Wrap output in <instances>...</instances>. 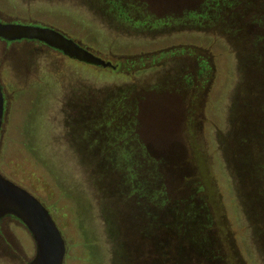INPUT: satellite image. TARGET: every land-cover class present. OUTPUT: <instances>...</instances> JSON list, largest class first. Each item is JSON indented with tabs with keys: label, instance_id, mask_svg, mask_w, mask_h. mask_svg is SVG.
<instances>
[{
	"label": "rangeland",
	"instance_id": "obj_1",
	"mask_svg": "<svg viewBox=\"0 0 264 264\" xmlns=\"http://www.w3.org/2000/svg\"><path fill=\"white\" fill-rule=\"evenodd\" d=\"M87 2L0 0V15L54 27L114 64L137 54L199 45L215 55L211 78L204 86L187 84L184 75L191 70L185 54L130 73L56 51L38 57L40 45L34 41L0 40L5 96L0 172L48 208L66 242L64 264H125V230L153 231L170 205V195L147 181L153 168L139 150L170 156V176L177 170L180 158L173 153L178 152L185 161L183 175L195 176L205 187L202 203L193 202L198 222H207L216 235L227 230L236 264H264L224 141L242 92L231 42L199 25L188 26L190 0H118L124 10L112 14ZM177 67L182 78L167 86V74ZM118 90L122 102L113 103ZM138 94L137 136L123 103ZM105 156L109 161L101 166ZM35 253L29 229L18 219H4L0 264H27Z\"/></svg>",
	"mask_w": 264,
	"mask_h": 264
},
{
	"label": "trees",
	"instance_id": "obj_2",
	"mask_svg": "<svg viewBox=\"0 0 264 264\" xmlns=\"http://www.w3.org/2000/svg\"><path fill=\"white\" fill-rule=\"evenodd\" d=\"M190 2V10L186 13L188 26L193 28L199 25L204 30L222 35L231 42L238 61V81L242 92L238 94L234 108V126L226 133L224 141L229 150V164L245 210L252 215L250 221L254 225L252 229L255 243L264 259V0ZM182 3L178 6L181 7ZM204 49L205 47L190 43L182 47L120 58L115 65L119 66L121 71L131 73L142 67H154L168 56L185 54L189 57L188 68L191 70L184 75L185 81L191 86L194 82L196 86H204L216 66L215 55L208 48ZM176 69L167 74V86L173 82L172 79L176 81L181 77V68ZM118 92L119 95L112 99L113 103L122 102L123 91ZM141 97L140 94L127 98L124 96L128 100L123 103L127 120L135 133L134 124L139 116L138 104ZM119 110L120 107L117 112ZM139 152L140 154L135 151L137 155L144 157L146 165L153 168L147 176V181L152 179V184L156 181L161 187L160 190L170 195L167 202V205H170L164 213L161 211L158 225L153 231L148 227L125 230L126 244L129 246L121 255L124 263L236 264L233 250L229 251L230 236L227 230H224L222 235L220 232V235H216L212 233L213 227L207 226L205 218V224L202 221L200 223L198 217L192 213V208H195L193 202L203 201L202 192L205 187L199 184L198 180H194L195 176L183 175L184 172L180 170L185 162L182 155L173 153L180 160L175 163V168L178 166L176 172L170 176V167L173 164L170 156L147 150ZM106 159L109 161L107 156L100 160L101 166H104L102 161L107 164ZM187 220L193 221V225H188ZM219 236H222L221 241ZM140 243L143 249H138Z\"/></svg>",
	"mask_w": 264,
	"mask_h": 264
},
{
	"label": "water",
	"instance_id": "obj_3",
	"mask_svg": "<svg viewBox=\"0 0 264 264\" xmlns=\"http://www.w3.org/2000/svg\"><path fill=\"white\" fill-rule=\"evenodd\" d=\"M0 37L6 40L37 39L66 55L89 64L116 65L53 27L0 20ZM5 115V96L0 82V136ZM7 215L18 218L31 232L35 256L28 264H64L66 242L60 228L42 201L28 189L0 172V220Z\"/></svg>",
	"mask_w": 264,
	"mask_h": 264
},
{
	"label": "flooded vegetation",
	"instance_id": "obj_4",
	"mask_svg": "<svg viewBox=\"0 0 264 264\" xmlns=\"http://www.w3.org/2000/svg\"><path fill=\"white\" fill-rule=\"evenodd\" d=\"M79 1V0H78ZM82 1H84V3L85 2H87V1H89V0H82ZM93 3H92V6L94 7L95 5L96 6H99V7H101V9H102V12L104 13V14H112V12H120V10H124L123 9V7L121 6V4H119L118 3V0L117 1H115V0H91ZM88 3V2H87ZM92 6L90 7V5H89V7L91 8V9H93L92 8ZM111 8H114L115 10H112ZM94 10V9H93ZM92 10V11H93ZM0 20H2L3 22H18V23H26V24H37L36 22H26V21H23V20H18V19H9V18H6V17H3V16H1L0 15ZM48 27V26H47ZM51 27V26H50ZM54 28V27H53ZM61 32V31H60ZM64 34V33H63ZM66 35V34H65ZM67 36V35H66ZM69 37V36H68ZM70 38H72V37H70ZM73 39V38H72ZM0 40L1 41H4V42H6V43H10V42H13V41H18V40H11V41H9V40H6V39H3V38H1L0 37ZM21 40H26V41H34V42H36V43H38L39 45H40V47L37 49V52H38V57L39 56H42V54H45V52H49V51H56V52H58V53H60V54H63L64 56H66V57H69V58H71V59H75V58H72V57H70V56H68V55H66L64 52H62L61 50H59V49H56V48H54V47H52V46H50V45H48V44H46V43H44V42H42V41H40V40H37V39H21ZM75 40V39H74ZM20 41V40H19ZM76 42H78L81 46H83V47H85V48H87V49H89V50H91L90 48H88L87 46H85V45H83L80 41H78V40H75ZM41 46H43V47H41ZM92 51V50H91ZM43 52V53H42ZM93 52V51H92ZM83 62V61H82ZM1 82V81H0ZM2 84V83H1ZM3 87V86H2ZM6 218H11V219H18V218H16V217H14L13 215H7V216H5L4 218H2L1 220H0V224H1V222L4 220V219H6ZM19 220V219H18ZM20 221V220H19ZM28 264V263H27Z\"/></svg>",
	"mask_w": 264,
	"mask_h": 264
}]
</instances>
